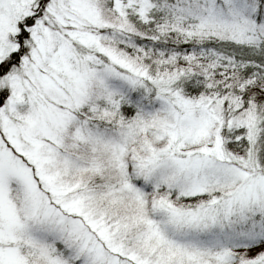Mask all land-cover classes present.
<instances>
[{"label":"snow or ice","instance_id":"1","mask_svg":"<svg viewBox=\"0 0 264 264\" xmlns=\"http://www.w3.org/2000/svg\"><path fill=\"white\" fill-rule=\"evenodd\" d=\"M0 264H264V0H0Z\"/></svg>","mask_w":264,"mask_h":264}]
</instances>
